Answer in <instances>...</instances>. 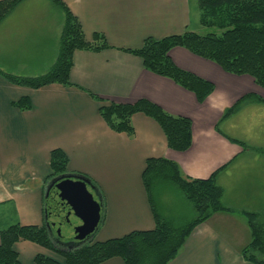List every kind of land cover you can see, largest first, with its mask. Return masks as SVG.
<instances>
[{
  "label": "crops",
  "instance_id": "0c3cea01",
  "mask_svg": "<svg viewBox=\"0 0 264 264\" xmlns=\"http://www.w3.org/2000/svg\"><path fill=\"white\" fill-rule=\"evenodd\" d=\"M60 1L79 20L88 42L101 34L109 48L75 52L73 86L34 90L13 85L0 74V232L15 224H44L51 152L56 149L67 155L68 173L88 177L99 190L105 221L96 242L154 230L143 174L149 159L162 158L192 179H208L220 171L217 184L224 189V206L232 211L198 226L170 264H251L241 250L251 240L245 214L264 217V154L254 150L264 149V89L250 76L228 74L175 48L170 57L178 68L215 86L199 103L195 94L147 71L141 58L127 52L142 48L148 38L197 33L200 10L193 13V0ZM64 24L65 13L50 0H25L0 24V69L20 77L46 74L56 63ZM91 94L106 104L148 100L173 116L191 119L192 147L171 150L159 124L144 114L133 116V136L113 131ZM250 95L262 102L248 100L223 120L226 110ZM24 97L31 110L15 106ZM15 250L22 264H35L38 255L54 257L27 241L17 243ZM104 264L125 263L115 258Z\"/></svg>",
  "mask_w": 264,
  "mask_h": 264
},
{
  "label": "trees",
  "instance_id": "16d2710c",
  "mask_svg": "<svg viewBox=\"0 0 264 264\" xmlns=\"http://www.w3.org/2000/svg\"><path fill=\"white\" fill-rule=\"evenodd\" d=\"M24 1H0V24ZM50 1L65 13L56 63L46 74L34 78L11 75L0 69V74L13 85L34 90L52 84L73 86L70 74L75 52H101L109 48L101 34L94 35L92 43L88 42L81 23L69 9L60 0ZM197 3L201 25L217 32L207 35L186 32L161 40L148 38L142 48L127 52L141 58L147 71L170 79L195 94L199 103H204L214 93L215 86L178 68L170 57V52L175 48L186 49L211 61L228 74L250 76L264 89V0H198ZM91 96L101 103V117L117 133L133 136L132 118L136 114H144L159 124L171 150L186 152L193 145V122L189 118L173 116L148 100H139L135 104H106L96 95ZM254 99L262 102L260 98L247 96L226 110L223 120L235 114L244 102ZM15 106L22 111L32 109L28 97L20 99ZM230 140L249 148L242 142ZM254 150L264 154V149ZM68 163V157L62 150L52 151V174L49 179L67 174ZM219 172L208 179H192L185 177L173 161L149 159L143 183L155 218L154 230L132 232L122 238L96 242V233L105 221L104 206L96 232L84 243L59 242L47 230L46 222L40 227L15 224L0 232V264H22L15 250V245L21 241L36 244L54 256L38 255L35 264H104L115 258L123 260L125 264H170L198 226L218 213L232 212L223 204L224 189L216 180ZM159 184L173 185L183 193L194 210L192 220L182 224L161 217L155 203V189ZM245 216L251 230V240L241 254L251 264H264V217L254 213H246Z\"/></svg>",
  "mask_w": 264,
  "mask_h": 264
},
{
  "label": "water",
  "instance_id": "95a60500",
  "mask_svg": "<svg viewBox=\"0 0 264 264\" xmlns=\"http://www.w3.org/2000/svg\"><path fill=\"white\" fill-rule=\"evenodd\" d=\"M45 201L46 228L59 242L84 243L96 232L103 201L88 177L67 173L52 178L46 187Z\"/></svg>",
  "mask_w": 264,
  "mask_h": 264
},
{
  "label": "rangeland",
  "instance_id": "374dc122",
  "mask_svg": "<svg viewBox=\"0 0 264 264\" xmlns=\"http://www.w3.org/2000/svg\"><path fill=\"white\" fill-rule=\"evenodd\" d=\"M197 7L195 0H193L194 14L197 13ZM214 32H217V30L208 29L201 25L197 34L207 35ZM155 195V203L162 218L182 224L194 218L195 213L192 206L186 201L183 193L177 187L168 184H159L155 189Z\"/></svg>",
  "mask_w": 264,
  "mask_h": 264
}]
</instances>
